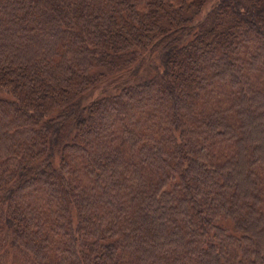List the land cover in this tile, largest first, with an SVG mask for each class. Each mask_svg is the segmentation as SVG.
Returning a JSON list of instances; mask_svg holds the SVG:
<instances>
[{
	"label": "trees",
	"instance_id": "obj_1",
	"mask_svg": "<svg viewBox=\"0 0 264 264\" xmlns=\"http://www.w3.org/2000/svg\"><path fill=\"white\" fill-rule=\"evenodd\" d=\"M0 264H264V0H0Z\"/></svg>",
	"mask_w": 264,
	"mask_h": 264
},
{
	"label": "rangeland",
	"instance_id": "obj_2",
	"mask_svg": "<svg viewBox=\"0 0 264 264\" xmlns=\"http://www.w3.org/2000/svg\"><path fill=\"white\" fill-rule=\"evenodd\" d=\"M211 4H212V3H209V4L206 6V8H209Z\"/></svg>",
	"mask_w": 264,
	"mask_h": 264
}]
</instances>
